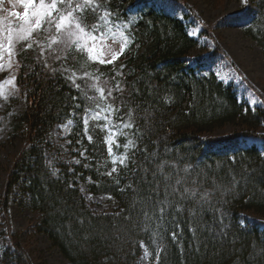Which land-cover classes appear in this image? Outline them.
<instances>
[{"label":"trees","instance_id":"trees-1","mask_svg":"<svg viewBox=\"0 0 264 264\" xmlns=\"http://www.w3.org/2000/svg\"><path fill=\"white\" fill-rule=\"evenodd\" d=\"M208 1L217 5L222 0ZM254 1L259 8L258 18L245 33L264 54V0ZM110 8L125 18L141 11L144 19L151 21H139L132 29L135 40L115 65L91 64L87 69L99 68L114 86L113 74L121 65L126 66L123 78H116L123 91L114 95L117 104H124L120 115L127 119L126 113L132 110L139 129L131 136L137 143L135 164L129 162L127 169L119 167V177L104 174L112 166L103 143L105 133L92 127L89 134L93 142L84 137L80 117L86 101L78 99L81 109H75L71 98L79 93L59 72L52 74L38 65L29 50L19 57L28 67L16 73L18 98L3 104L2 114L12 125L11 133L20 134L25 141L8 171L2 200L5 219L10 198L23 182L36 217L35 232L47 235L69 264H139L144 253L140 241L156 256L151 233L143 230L141 209L149 195L152 173L167 161L165 174L174 172L171 165L175 164L182 176L187 175L189 181L197 179L200 190L213 195L209 198L211 204L203 209L192 202L184 205L185 211L177 214L182 234L175 242L167 233H163V240L156 238L163 249L159 264H264V155L256 146H240L247 139L258 140L264 146V134H260L264 127V96L259 95L262 105L252 108L238 99L233 85L207 71L203 59L191 63L190 53L198 41L190 36L183 19L157 7L153 0H110ZM204 30L202 35L210 37ZM68 64L73 66L71 60ZM79 68V63L74 65V69ZM205 72L209 73L207 77ZM73 112L77 115H70ZM68 119L74 122L70 138L79 136L94 158H107L108 167L96 172L95 165L85 168L84 164H67L60 159L59 172L52 175L56 168L46 155L45 139ZM227 126L236 130L224 138L212 137L216 130ZM233 155L235 161L230 158ZM189 164L197 167L186 174L183 169ZM140 165L148 169L146 179ZM75 177H80L89 193L109 195L117 205L115 211L92 210ZM157 179L162 183L158 172ZM189 208L195 210V216L190 215ZM242 213L256 215L261 221L243 223ZM7 223L10 231L9 220ZM166 226L169 231L175 230ZM9 235L10 243L0 255V264H33L18 236Z\"/></svg>","mask_w":264,"mask_h":264},{"label":"snow or ice","instance_id":"snow-or-ice-1","mask_svg":"<svg viewBox=\"0 0 264 264\" xmlns=\"http://www.w3.org/2000/svg\"><path fill=\"white\" fill-rule=\"evenodd\" d=\"M240 2L245 8L249 5V0H240ZM18 4L22 10H14L10 13L14 20L8 17L0 20V75L8 73L3 80H0V99L8 101L10 98H18L19 85L16 83L18 78L16 73L21 67H28L19 57L31 50L38 65L52 74L59 72L61 78L79 93V96L71 98L75 109H81V104L76 102L78 99L86 101L80 117L84 137L89 143L93 142V136L89 134L90 122H93V130L99 129L105 133L103 143L110 158L108 162L112 166L104 174L113 177L115 173L116 177H119L117 165L127 169L129 162L135 164L137 143L131 136L139 133L132 110L126 113L125 120L124 116L120 115L124 104L122 101L117 104V97L114 95L123 91L120 80L116 78H123V69L126 66L121 65L120 70L113 74L114 86L99 68L95 71L87 69L91 64L115 65L135 40L132 29L139 21L149 24L151 21L145 20L141 11L130 13L125 18L123 13L110 8V0H18ZM189 34L196 35V32L192 31ZM109 40L113 44L119 40L120 47L114 50L108 43ZM69 60L73 62L72 67L68 64ZM49 61L52 63L50 64ZM77 63L80 64V68L74 69ZM53 64L58 66L53 67ZM78 72H82V75H78ZM208 75L209 73H204L205 77ZM215 75L218 79L233 77L241 81L245 79L236 69L231 68L223 74L217 70ZM78 80L81 82L78 83ZM70 115L76 116L77 113L73 112ZM71 126H74L73 120L68 119L61 128ZM133 129L135 132L132 131ZM118 136L125 138L123 144L117 139ZM77 143L81 142L78 140ZM86 153L85 148L79 155L87 159ZM261 155H264V150L261 151ZM230 158L235 161L236 157L233 155ZM74 162L80 164V160ZM167 163L164 161L157 166L162 183L157 179V172L152 173L153 180L149 186V195L141 209L143 230L151 233V243L156 247L157 264L163 249L156 238L163 240V233H167L175 242L177 236L182 234L177 214L185 211L184 205L192 202L203 209L205 205L211 204L209 198L213 195L208 190L201 191L197 179L189 181L187 175L182 176L175 164L171 165L175 171L165 174L164 167ZM84 167L87 168L88 164ZM139 167L146 179L148 169L143 165ZM196 167L191 164L186 165L183 172L190 173ZM57 171L52 169V175H57ZM119 182V178H116L115 183L119 184ZM188 211L190 215H196L194 209L189 208ZM216 211L220 209L217 208ZM220 218L224 219L222 212ZM166 225H171L175 230L169 231ZM190 231L195 234L193 229ZM139 244L145 249L144 255L148 256L144 241H140ZM181 254H183L182 248Z\"/></svg>","mask_w":264,"mask_h":264},{"label":"rangeland","instance_id":"rangeland-1","mask_svg":"<svg viewBox=\"0 0 264 264\" xmlns=\"http://www.w3.org/2000/svg\"><path fill=\"white\" fill-rule=\"evenodd\" d=\"M153 2L157 7L183 19L188 25L189 33L196 32V35H190L198 41L197 48L190 53L191 63L203 59L205 69L214 74L217 70L223 74L229 68L236 69L239 75L245 78L243 81L234 77L219 80L227 85H233L237 91L238 99L246 102L250 107L257 108L262 105L259 95L264 96V54L257 43L248 38L245 33L247 28L258 18L259 8L254 0H249V5L246 8L241 5L240 0H222L217 5L210 4L208 0H153ZM14 10H22L18 0H0V20L4 17L14 20L10 16ZM205 28L210 37L202 35ZM108 43L114 50L120 47L119 40L115 44L110 40ZM217 50H219L218 53ZM7 75V72L0 75V80H3ZM6 102L0 99V255L9 246L10 232L16 234L19 242L26 247L33 264H69L61 252L53 246L47 235L35 232L36 217L31 209L29 195L24 193L23 182L16 187L10 198L7 210L10 231L6 228L8 220L5 219L2 200L8 171L25 146V141L20 134L11 133L12 125L7 116L2 114L3 104ZM64 124L66 122L58 125L45 139L46 155L54 168L58 170V160L60 159L67 164H88L91 167L95 165L96 172L108 167L105 161L106 157L97 160L92 153L87 152V159L82 158L79 153L85 149L83 140L79 136L77 139H71L74 126L62 129L61 126ZM92 127L93 122H90L89 130ZM235 130L236 128L227 126L216 130L212 137L224 138ZM260 134H264V127ZM117 139L121 144L125 142L124 137L118 136ZM78 140L81 143L78 144ZM252 145L258 146L260 151L264 150L260 141L249 139L242 143V146ZM75 160H80V164H76ZM117 167L120 166L117 165ZM75 180L84 191L92 210L106 213L115 211L117 205L109 195H93L87 191L80 177H75ZM242 217L243 223L261 221L258 216L253 214L242 213ZM262 228L264 229V226ZM147 251L148 256L143 253L139 264L156 263V256L149 250Z\"/></svg>","mask_w":264,"mask_h":264}]
</instances>
